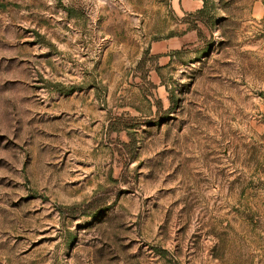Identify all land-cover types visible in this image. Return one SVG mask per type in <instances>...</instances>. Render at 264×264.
I'll return each instance as SVG.
<instances>
[{"label":"rangeland","instance_id":"1","mask_svg":"<svg viewBox=\"0 0 264 264\" xmlns=\"http://www.w3.org/2000/svg\"><path fill=\"white\" fill-rule=\"evenodd\" d=\"M172 2L0 0V264H264V0Z\"/></svg>","mask_w":264,"mask_h":264},{"label":"crops","instance_id":"2","mask_svg":"<svg viewBox=\"0 0 264 264\" xmlns=\"http://www.w3.org/2000/svg\"><path fill=\"white\" fill-rule=\"evenodd\" d=\"M172 5L177 15L183 17L186 14H193L201 10L204 6V2L203 0H173ZM196 39V32L194 30H187V28L184 27L183 32L180 34H175L169 38L151 43L150 55L158 58L159 67L164 66L168 63L169 56L172 53L185 47V44Z\"/></svg>","mask_w":264,"mask_h":264},{"label":"trees","instance_id":"3","mask_svg":"<svg viewBox=\"0 0 264 264\" xmlns=\"http://www.w3.org/2000/svg\"><path fill=\"white\" fill-rule=\"evenodd\" d=\"M204 5L206 3V0H203ZM204 9V6L201 10L193 13V14H188V16L190 17H194V15L202 12V10ZM105 201L98 197H94L92 198L90 201L82 203L80 205L77 206H72L66 209L67 213L70 215H76V214H82V215H86V216H90V215H96L101 213V211H103L105 209Z\"/></svg>","mask_w":264,"mask_h":264}]
</instances>
